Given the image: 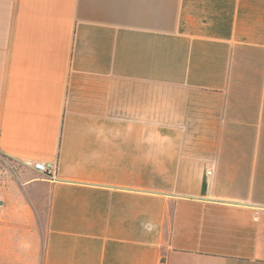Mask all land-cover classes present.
Wrapping results in <instances>:
<instances>
[{
	"label": "crops",
	"instance_id": "obj_1",
	"mask_svg": "<svg viewBox=\"0 0 264 264\" xmlns=\"http://www.w3.org/2000/svg\"><path fill=\"white\" fill-rule=\"evenodd\" d=\"M0 153V264H264V0H0Z\"/></svg>",
	"mask_w": 264,
	"mask_h": 264
},
{
	"label": "built area",
	"instance_id": "obj_2",
	"mask_svg": "<svg viewBox=\"0 0 264 264\" xmlns=\"http://www.w3.org/2000/svg\"><path fill=\"white\" fill-rule=\"evenodd\" d=\"M34 167L45 175L54 174V168L51 164H48L46 162H35ZM6 168H13L12 164L10 163V158L0 153V171H4Z\"/></svg>",
	"mask_w": 264,
	"mask_h": 264
}]
</instances>
